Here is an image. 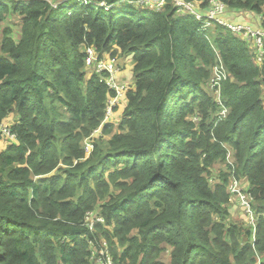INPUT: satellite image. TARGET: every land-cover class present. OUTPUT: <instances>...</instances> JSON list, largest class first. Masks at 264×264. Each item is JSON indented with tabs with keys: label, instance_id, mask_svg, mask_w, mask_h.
I'll use <instances>...</instances> for the list:
<instances>
[{
	"label": "trees",
	"instance_id": "trees-1",
	"mask_svg": "<svg viewBox=\"0 0 264 264\" xmlns=\"http://www.w3.org/2000/svg\"><path fill=\"white\" fill-rule=\"evenodd\" d=\"M135 1L0 0V26L21 20L18 37L0 31V126L14 135L0 131V264H95L89 244L115 264H264V57L217 24L201 33L173 0L159 12ZM221 1L226 20L255 15L264 29V0ZM86 47L134 65L105 123L115 93L88 71ZM93 211L103 222L90 231Z\"/></svg>",
	"mask_w": 264,
	"mask_h": 264
},
{
	"label": "built area",
	"instance_id": "built-area-1",
	"mask_svg": "<svg viewBox=\"0 0 264 264\" xmlns=\"http://www.w3.org/2000/svg\"><path fill=\"white\" fill-rule=\"evenodd\" d=\"M49 3L54 8L57 7L56 0H43ZM135 4L137 6L143 7L145 9L153 11H162L166 5V0H136ZM101 6L106 7L104 2L100 3ZM173 6L176 8L177 14H190L195 17L198 24H200V32L205 33L208 28L217 24L227 30L232 34L242 38L247 43H250L252 50L254 51L255 58L257 62L261 63L264 57V29L258 28L254 29L248 24H236L228 21L224 18L226 13L225 4L221 0H207V9L205 12H199L195 9V4L191 1L186 0H173ZM108 8V6H107ZM69 15V13H68ZM85 66L88 68L89 72L102 74L103 82L107 88L115 93V96L108 100V105L106 108V115L103 123L108 121L110 118L114 117V109L123 108V104L126 100V92L129 90L130 86L119 85L117 79L121 72L120 65L116 58L110 57H100L93 47L85 48ZM219 60V59H218ZM214 78L211 80L212 88L215 89L217 96L220 94V82L226 80L228 75L225 71L222 62L213 69ZM224 114V113H222ZM100 128L95 130L93 134L86 138L83 142V149L85 152V157L87 158L93 151L94 144L92 142V137L96 134L100 135ZM0 131L5 137L12 139L14 135L5 125L0 126ZM229 191L233 195L232 201L235 199L238 206L243 210L244 215H246L247 220L250 224L254 226L255 216L252 209L253 197L245 188L241 186L239 181L232 177L229 180ZM98 222H103L102 218L96 214V212L87 213L85 217V225L90 231H93L94 226ZM91 259L95 264H115L111 255L107 249H102L99 251L95 245H91Z\"/></svg>",
	"mask_w": 264,
	"mask_h": 264
},
{
	"label": "crops",
	"instance_id": "crops-1",
	"mask_svg": "<svg viewBox=\"0 0 264 264\" xmlns=\"http://www.w3.org/2000/svg\"><path fill=\"white\" fill-rule=\"evenodd\" d=\"M231 21H235L236 24L241 23V24H248L250 25L252 28H260L258 26V19L257 16L255 15H250L247 14L246 16L243 15H237V16H232L231 17ZM119 65H120V69L121 72L119 74V77L117 79V82L119 85H127L130 86L131 84V65H129L130 61L129 60H124L123 62L118 61ZM121 109H116L115 113H114V117L116 116V114L118 113V111H120Z\"/></svg>",
	"mask_w": 264,
	"mask_h": 264
},
{
	"label": "rangeland",
	"instance_id": "rangeland-1",
	"mask_svg": "<svg viewBox=\"0 0 264 264\" xmlns=\"http://www.w3.org/2000/svg\"><path fill=\"white\" fill-rule=\"evenodd\" d=\"M57 1V3L59 4L60 2L62 3L63 1H65V0H56ZM67 6H70V3L68 4L67 3ZM66 9V5H62L60 8H59V11L60 12H62L63 10H65ZM20 22H21V20H20V18H19V16L18 15H16V14H9L8 16H7V18H6V20L1 24V26H0V31H2L3 29H5V28H11L12 29V32H13V34H14V36L15 37H18V34H19V30H20ZM250 44V43H249ZM252 47V46H251ZM129 61H130V59H129ZM129 65H131V67L133 68V63L132 62H130L129 63ZM131 72H132V69H131ZM213 74H214V71H213ZM212 80V79H211ZM209 90H211V92H212V90H213V95H214V97L216 98V99H218V96H217V94H216V92H215V90L212 88V84H211V81L209 82ZM123 110V108H121V110L118 112V114L121 112ZM194 121H195V119H194ZM118 124H117V122L115 123V126H117ZM235 178V177H234ZM246 225L248 226V225H252V224H250L249 223V221L246 219ZM91 245H95V244H89L88 245V251H90V249H91ZM96 248H97V246H96ZM98 249H99V251L100 250H102V249H104L103 247H98Z\"/></svg>",
	"mask_w": 264,
	"mask_h": 264
},
{
	"label": "clouds",
	"instance_id": "clouds-1",
	"mask_svg": "<svg viewBox=\"0 0 264 264\" xmlns=\"http://www.w3.org/2000/svg\"><path fill=\"white\" fill-rule=\"evenodd\" d=\"M60 4H61V2H60L59 4L57 3V7H59V6H60ZM52 7H53V6H52ZM57 7H56V8H57Z\"/></svg>",
	"mask_w": 264,
	"mask_h": 264
}]
</instances>
